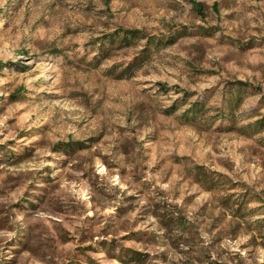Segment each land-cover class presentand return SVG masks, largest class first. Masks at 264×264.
I'll return each mask as SVG.
<instances>
[{
  "label": "rangeland",
  "instance_id": "rangeland-1",
  "mask_svg": "<svg viewBox=\"0 0 264 264\" xmlns=\"http://www.w3.org/2000/svg\"><path fill=\"white\" fill-rule=\"evenodd\" d=\"M196 1L0 0V264H264V0Z\"/></svg>",
  "mask_w": 264,
  "mask_h": 264
},
{
  "label": "trees",
  "instance_id": "trees-1",
  "mask_svg": "<svg viewBox=\"0 0 264 264\" xmlns=\"http://www.w3.org/2000/svg\"><path fill=\"white\" fill-rule=\"evenodd\" d=\"M191 3L193 4V6L195 7V9H197L198 12H203L205 4L204 2L201 1H196V0H190ZM140 30H125L122 34L123 38H127V37H141V38H145L147 37L146 34H140ZM3 63H0V69L3 67ZM264 121V117L260 118L257 122H263ZM253 124V123H252ZM264 128V124L261 126L260 129ZM128 260L130 264H142L143 262V258L139 256V254L137 252H133L131 254H128Z\"/></svg>",
  "mask_w": 264,
  "mask_h": 264
}]
</instances>
